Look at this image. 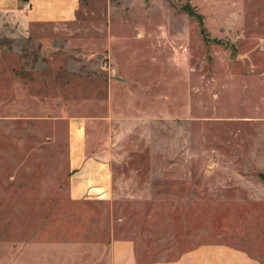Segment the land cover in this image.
Instances as JSON below:
<instances>
[{"label":"rangeland","instance_id":"374dc122","mask_svg":"<svg viewBox=\"0 0 264 264\" xmlns=\"http://www.w3.org/2000/svg\"><path fill=\"white\" fill-rule=\"evenodd\" d=\"M73 116L97 117L107 197L70 195ZM112 238L264 263V0H81L0 30V264H108Z\"/></svg>","mask_w":264,"mask_h":264},{"label":"crops","instance_id":"0c3cea01","mask_svg":"<svg viewBox=\"0 0 264 264\" xmlns=\"http://www.w3.org/2000/svg\"><path fill=\"white\" fill-rule=\"evenodd\" d=\"M80 2L81 0H0V30L10 28L15 34L24 35L35 25L71 23L76 20ZM113 87L111 82L107 86L108 108H111L116 99ZM96 118L73 116L67 119L69 192L73 199H101L110 192L112 154L110 149L95 143L92 124ZM107 252L108 264H264L246 251L221 244H201L169 260L143 262L135 242L127 238H112Z\"/></svg>","mask_w":264,"mask_h":264}]
</instances>
